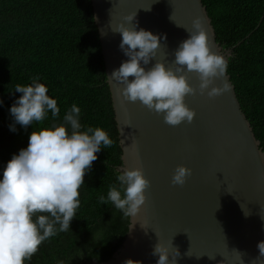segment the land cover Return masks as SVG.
<instances>
[{"label":"water","instance_id":"1","mask_svg":"<svg viewBox=\"0 0 264 264\" xmlns=\"http://www.w3.org/2000/svg\"><path fill=\"white\" fill-rule=\"evenodd\" d=\"M92 7L107 76L127 59L119 48L120 34L112 30L135 12L138 28L161 37V46L146 67L155 60L171 67L173 50L187 38L185 29L196 17L202 20L210 49L226 63L231 56L232 50L217 42L202 0H92ZM185 75L197 88L185 96L195 116L190 123L175 126L140 101L124 100L122 85L107 77L123 151L119 170L140 167L149 185L144 204L135 217L129 216L128 232L112 258L81 264H123L126 259L156 264L158 256L152 250L158 242L168 249L170 260L178 249L177 264H264L256 247L264 240L261 142L227 71L223 79L230 88L215 97L207 90L199 92L197 73ZM214 85L221 86V79H214ZM177 165L191 169L183 185L171 182Z\"/></svg>","mask_w":264,"mask_h":264},{"label":"trees","instance_id":"2","mask_svg":"<svg viewBox=\"0 0 264 264\" xmlns=\"http://www.w3.org/2000/svg\"><path fill=\"white\" fill-rule=\"evenodd\" d=\"M202 1L217 42L232 50L226 71L264 150V0ZM105 67L92 0H0V168L27 146L31 131L63 123L74 103L83 126L99 127L113 141L101 145L84 175L70 229L43 241L24 264L108 261L128 232L129 216L98 200L110 186L119 188L123 164ZM32 77L45 84L60 112L55 120L49 111L43 121L10 131L8 109L21 95L14 87Z\"/></svg>","mask_w":264,"mask_h":264},{"label":"clouds","instance_id":"3","mask_svg":"<svg viewBox=\"0 0 264 264\" xmlns=\"http://www.w3.org/2000/svg\"><path fill=\"white\" fill-rule=\"evenodd\" d=\"M135 18L136 12L124 16L112 30L120 34L119 48L127 59L112 70L108 80L122 85L119 92L124 100L140 101L149 110L162 114L165 123H190L195 112L186 105L185 96L195 94L197 88L188 82L185 73H197L199 92L207 90L209 97H215L230 88L223 79L226 60L210 49L202 20L196 17L191 28L185 29L187 38L173 50L172 66L155 60L146 67L156 56L161 37L138 28ZM217 78L221 86L214 85ZM38 79L32 77L28 85H15L14 91L21 95L8 109L13 121L8 126L10 131H16L17 124L27 128L33 121H43L49 111L53 120L57 118V101ZM62 121L31 131L27 146L0 168V264H24L43 241L70 229L80 204L78 189L84 184V175L97 159L101 145L113 143L103 129L81 124L80 108L75 103L65 111ZM190 172L186 166L177 165L171 182L183 185ZM116 179L119 188L110 186L107 196L100 195L98 200L102 204L111 202L123 215L135 217L146 200L149 181L140 167H125ZM256 247L258 256L264 257V240L258 241ZM152 255L158 256L156 264H177L179 251L175 249L170 260L168 249L158 242ZM123 264L140 261L126 259Z\"/></svg>","mask_w":264,"mask_h":264},{"label":"rangeland","instance_id":"4","mask_svg":"<svg viewBox=\"0 0 264 264\" xmlns=\"http://www.w3.org/2000/svg\"><path fill=\"white\" fill-rule=\"evenodd\" d=\"M229 59V58H228Z\"/></svg>","mask_w":264,"mask_h":264}]
</instances>
